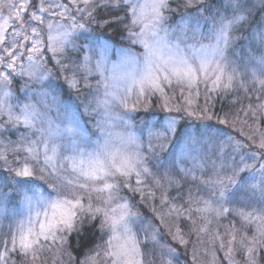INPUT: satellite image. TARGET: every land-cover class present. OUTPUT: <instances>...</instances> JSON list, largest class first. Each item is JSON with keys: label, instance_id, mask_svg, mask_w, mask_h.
I'll use <instances>...</instances> for the list:
<instances>
[{"label": "snow or ice", "instance_id": "6c2138e0", "mask_svg": "<svg viewBox=\"0 0 264 264\" xmlns=\"http://www.w3.org/2000/svg\"><path fill=\"white\" fill-rule=\"evenodd\" d=\"M180 2L186 9L198 13L195 17L197 26L191 29V35L187 27L179 32L165 27L168 17L164 13L171 12V0H153L150 5L139 6L135 0H104L103 3L101 0H23L20 4L14 0H0V11L6 7L19 9L14 17L9 15L0 20V102L11 95L5 90L11 84L9 77L29 75L39 81L47 80L51 76L47 64L55 60L61 71L71 73L65 76L62 87L77 93L82 87L86 93L84 108H92L94 86L88 82L93 71L90 66L92 57L85 55L81 61L77 54L72 59V52L68 50L73 49L77 53L82 50L74 43L73 34L87 32L86 25L93 23L96 28L92 31L124 25L121 31L129 32L130 45L127 48L114 51L104 42L90 51L97 56L96 71L105 68L110 52L125 63L137 66L141 74L140 96L149 91L154 95L166 88L177 87L182 93L185 90L189 92L186 102L191 106V93L195 90L198 97L200 84L205 85L208 93L231 90L236 86L239 75L234 68L229 71L230 61L225 54L230 47L232 33L243 27L242 22L253 17L254 10H264V0H223L221 7L225 14L219 18L211 15L203 3L197 5L193 0ZM145 7L151 8L152 15L140 32L133 31L144 20L142 9ZM138 8L141 11L138 12ZM129 10L133 17L130 25L125 23ZM119 12H124V17H120ZM209 18L215 42L210 46H197L199 21L207 22ZM256 37L259 46L264 48V24L257 30ZM137 44L144 49L140 54L131 51V46ZM65 60L68 63H64ZM20 61H27L26 70L16 73L15 67ZM259 64L261 75H264V53L259 57ZM256 83L264 91V79ZM254 89L255 84L249 91ZM247 111L250 119H261L264 117V103ZM3 112L4 109L0 108V115ZM7 115L8 120H0V162L10 174L14 172L15 177L21 178L15 181L17 186L12 190L20 194L27 215L10 222L7 231L0 226V264H16L17 261L19 264H40L44 253L57 246L61 255L68 256V264H72L73 258L67 249L71 247L73 234L83 236L85 224L99 231L100 242L90 249L94 255L86 256L78 264H97L100 259L104 264H145L150 233L153 249L158 247L161 257L171 255L173 249L157 240L158 230L151 223L142 229L145 241L141 244L138 232L134 233L131 227L140 216L132 211L129 200L120 195L125 189L134 194L132 199L139 193L142 200L154 199L159 191L162 204L169 206L168 219L165 220L164 216L159 219L169 224L173 239L181 243H187L184 240L186 234L208 232L214 219L225 215L239 218V227L231 223L222 233L218 225L213 233L214 241H219L221 248L227 246L228 254L233 251L243 253L245 264H264V207L257 215L242 208L223 207L225 191L230 184L245 187L241 184L245 179L242 173L256 170L264 177V163L256 169L255 163L248 162L264 161V133L248 137L250 140L258 138V143L256 151L247 152L244 151V143L222 128L189 134L179 157L168 161L165 166L160 153L178 135L177 121L172 118L157 129L149 130L148 144L144 147L142 140L130 134L108 132L102 142L94 141L78 123L53 128V121L47 118V114L36 111L30 104L22 105L19 115H14L10 109ZM227 115L225 119L217 117L221 125L227 123ZM38 123L46 126L37 127ZM21 124L25 130L19 140L8 139L4 143L9 129ZM97 127L103 128L99 123ZM37 132L39 136L33 139ZM57 137L62 143L54 142ZM153 138L158 143H153ZM189 144L193 150L210 149V155L216 157L211 164L212 174L206 179L195 175V169L203 172L205 164L197 163L193 168L180 166L184 160L193 158L190 151L185 150ZM9 154L13 157L11 161ZM55 156L59 158L54 160ZM161 168H164L163 175ZM181 180L193 182L189 184L186 199L179 206L170 204L181 193L171 197L168 189H179ZM45 186L46 190H42ZM122 200L124 202L120 203ZM100 217H103L101 223L95 225L94 221ZM198 222L203 226L198 227ZM254 222L256 228L249 236L247 233ZM185 227L189 229L188 233H184ZM173 228L175 232H172ZM162 264H171V261L162 260Z\"/></svg>", "mask_w": 264, "mask_h": 264}, {"label": "rangeland", "instance_id": "374dc122", "mask_svg": "<svg viewBox=\"0 0 264 264\" xmlns=\"http://www.w3.org/2000/svg\"><path fill=\"white\" fill-rule=\"evenodd\" d=\"M14 2L20 4L23 3V0H14ZM103 2L104 1L101 0V3ZM152 2L153 0H135V3L138 6L150 5ZM193 2L197 5L204 3L206 6L204 0H193ZM18 11V8H3V10L0 11V20L9 15L14 17ZM139 11L141 10L138 8V12ZM142 12L144 20L141 24L136 25L133 28V31L140 32L141 28L148 22L152 15L150 7L143 8ZM164 14L168 17L165 27L169 28L170 31L179 32L181 29L187 27L189 29L188 34L191 35V29H195L197 26V20L195 17L198 13L191 9H186L184 6L179 14L175 15L172 10L171 12H165ZM210 14L216 15L217 18H219V15H224L225 13L221 10L216 12L210 10ZM124 15L125 14H120L119 16L124 17ZM204 15H209V13H205ZM254 15L255 12H253V17ZM253 17L247 22H242L243 27H238L233 31L230 47L225 53L230 61L229 71L234 68L239 74L236 81V89H240V92L245 93V97H247L246 108L241 114L238 112V114L232 115L229 111H219L213 107L206 106L204 96H206L207 90L204 84H200L199 86L198 97L196 96L195 90L191 93V106L186 102V98L190 95L189 92L185 90L182 93L177 87L166 88L164 92H158L154 95L149 91L146 95L140 96L141 85L139 81L141 74L138 67L133 64L125 63L121 57L113 55L112 52L109 53L108 58L105 61V68L101 71H96L94 65L97 56L93 51H90V49L95 50L99 44L107 42L112 46L114 51H118L120 48L129 47L130 41L128 39L129 32L126 30L123 31L124 36L120 41H114V39H112V41L110 37L98 33L97 30L92 31L94 26H96L95 23H93L91 25H86V28L88 29L87 32L81 33L80 31H77L73 34L74 43L78 49H82L78 52L80 53V60L83 61L85 55H90L92 57L90 66L93 67V71L88 76V82L94 86L93 95L95 96V100L93 101L92 108L87 110L84 108L86 94L83 96V99L77 101L75 99V94L77 93L75 90H69L67 87H65L67 89L65 91L66 93L61 90V87L59 86L61 84L58 79L60 78V81L63 80L62 83L64 84L65 76H70L71 73L61 71V75H56L59 78H53L54 75H52L51 70L47 67V71L51 73V76L44 81H39L35 77H30L29 75H14L13 77H9L11 84L5 90L10 91L11 95L8 96L6 100L0 102V108L4 109L0 118L5 121L8 120L7 113L9 109L14 115H19L22 105L30 104L35 106L36 111L47 114V118L53 121V128L78 123L80 129L90 135L91 139L94 141L102 142L105 134L108 132H111L114 135L123 134L127 136L130 134L142 140L144 147H147L148 144L149 130L157 129L167 119L172 118L177 121L178 135L173 137L172 142L167 143L165 145V150L160 153V160L165 166H167L168 161L179 157L185 137L189 134L196 135L197 133H203L206 130L214 132L216 128H222L234 139H240L241 142H247L249 140V135L256 133L258 137L259 133H264V117L261 119H250V114L247 111L249 108L254 107L259 103H264V91L260 90L259 83H256V81L264 79V75H261L262 68L259 64V57L261 54H259L260 56L257 55L254 57L255 59H249L239 55L241 47L245 50H250L252 44H258L256 34L260 27L252 23ZM132 19L133 17L129 10L128 20L125 21V23L130 25ZM61 23H63V21H61ZM123 28L124 25H122V29ZM197 40L199 42L197 46H199V44L210 46L215 42L212 32L211 18H209L207 22L203 19L199 21ZM68 51L77 53L76 50L73 49H69ZM131 51L135 54H140L144 49L142 45L137 44L131 46ZM26 65L27 61L18 62L15 67V72L20 73L25 71ZM101 72L103 74H101ZM253 77H255V80ZM245 80H247V83H245ZM253 84H255V89L249 91V89L253 87ZM240 85H243V87H240ZM106 92L108 95H106ZM42 93H47V95H42ZM211 94H217V92ZM231 102H234V99H232ZM175 105L179 106L177 107ZM196 108L197 110H194ZM205 108L207 111H202V109ZM178 112H181L182 115L180 116L177 114ZM188 113H192V115H188ZM226 113L228 114L227 123L221 125L217 117H219V119H225ZM209 117H211V119H209ZM98 123L103 126L102 129L97 127ZM41 126L46 125L37 124V127ZM16 127L18 129L20 128L22 132L25 130L22 124ZM32 131L35 132V129ZM234 134H238V138H236ZM20 135L18 136L19 138ZM36 136H39L38 132L32 138L35 139ZM224 139H227V137H224ZM54 142L60 144L62 143V140L57 137L54 138ZM153 143H158V141L153 138ZM253 143L252 148H254V150L250 149L249 151L257 150L256 143H258V138L253 140ZM185 150L190 151L191 157L194 159L189 158L184 160V163L180 165L181 167L193 168L195 164L203 163L206 165L203 172L199 168H196L195 175L203 179L201 176L204 175L206 171L212 173L211 164L216 157L210 155V149L193 150V146L189 144ZM49 155H52V153L49 152ZM201 157H203V159H201ZM58 158V156H55L54 160H57ZM236 159H239V156H236ZM248 162L250 164L255 163L256 169H259L260 163H264V161L251 160ZM160 172L161 175H163L164 168H161ZM8 175L13 176L12 179L6 176L8 180H6L7 183L5 185L9 188L5 185H3L4 187H2V189L0 188V226H2L5 231H7L10 222L17 221L22 216L27 215V208L24 206L20 194L14 191L17 196L15 205L9 204L6 200L7 193L13 191L12 189L17 186L15 181L21 179L15 177L14 172L11 174L9 173ZM241 175L245 178L241 181V184L245 185V187H238L230 184L225 191L223 207L235 209L242 208L246 212H252L253 215H257L261 207H264V192H262V189H264V183H262L264 177H262L260 172L256 170L247 171ZM236 179L239 180V177ZM0 182L2 183L3 181L0 180ZM180 184L181 187L179 189L175 187L168 189L171 197H177V193H181L180 197H177L174 201H170V204L174 203L179 206L183 203V200L186 199L189 185L182 186V180L180 181ZM251 185H256V187L252 188ZM165 187H167V185H165ZM258 187H260L261 190L257 193L255 192V189ZM42 190H46V186L45 189ZM120 195L129 200V203L132 206V211L139 213L140 219L134 220L131 227L134 233L138 232V239L141 244L145 241L142 229L149 223L152 224L154 229L158 230L157 240L161 244L166 243L168 247H170L171 244L169 242L172 240L183 247H189L192 239L197 235L195 233L191 235L186 234L184 240L187 241V243H181L180 241L173 239L172 234L169 231V224L165 222V220L168 219L166 214L169 211V206L162 204L159 191L156 192V197L154 199L149 198L143 200L140 194L136 193L135 196H137V202H134L130 197V195L134 194L126 189L121 191ZM123 202V200L120 201V203ZM184 206L187 207L186 204ZM161 216H164L165 220L159 219ZM222 218L223 217L218 220L214 219L212 225L209 227V231L206 233H200V238L196 237V240L198 239L196 244H202V240L205 237H212L213 233L217 231L218 225L220 226L219 231L222 233L224 229L229 226V223L225 225L223 224ZM102 219L103 217L99 218V224ZM197 226L201 227L203 225L200 223ZM255 228L256 222L252 224L251 230L247 235L251 236L252 231L255 230ZM183 231L184 233H188L189 229L185 227ZM172 232H175V228L172 229ZM150 237L151 233L149 234L148 248L144 258L145 264H162V260H170L171 264L184 263V261L182 262L178 259L174 250L171 255L161 257L160 249L158 247L153 249ZM199 250L201 251L202 249L200 248ZM91 254H93V252H91ZM47 256L53 257L54 261H58L59 264H68V256L61 255L58 251V246L45 252L40 264H54L53 261V263H51L47 260ZM13 259L15 258L13 257ZM209 259L210 258H208V261ZM202 261V264H208L207 260ZM227 263L245 264L244 255L243 257L232 259ZM16 264H19V262L17 261Z\"/></svg>", "mask_w": 264, "mask_h": 264}, {"label": "trees", "instance_id": "16d2710c", "mask_svg": "<svg viewBox=\"0 0 264 264\" xmlns=\"http://www.w3.org/2000/svg\"><path fill=\"white\" fill-rule=\"evenodd\" d=\"M204 2L206 4V6L209 8V10H214L215 12L219 11V10L223 11V8L221 7L223 4V0H204ZM182 4L183 3H181L180 0H171L170 9L172 10V12L175 15L180 13V10L183 7ZM254 12H255V15L253 17L252 23L256 24L257 26H259L261 28V25L264 24V10L256 9V10H254ZM120 14H125V13L119 12L118 15H120ZM94 28H96V26H94ZM121 29H122V25L120 26V28H116L114 25L113 27H105L102 30H100V29H96V30L98 31V33H101L105 36L110 37L111 40L114 39V41L115 40L120 41L121 38H123V36H124V32H122ZM262 53H263V48L260 47L259 44L255 43V44L251 45L250 50H245L244 48L241 47L239 55L243 56V57H247L249 59H252V58L255 59L254 57H256L257 55L260 56L259 54H262ZM77 54L79 55L80 53L72 52V59H75ZM46 60H47V58H45V61ZM64 63H68V61L65 60ZM47 67L49 70H51L52 75H54L53 78H57L59 75H61L60 66L55 64V60H53L52 64H47ZM56 75H58V76H56ZM60 80L61 79L59 78L58 81L61 84L59 86L61 87V90H63V92H65L67 89L65 87H62V85H64L62 83L63 80L62 81H60ZM240 91L241 90L236 89L235 86L229 91L221 90V91L217 92V94H211V93H208L206 91V96H204L205 97L204 98L205 104H206V106L213 107L219 111H229L232 113V115L238 114V112L241 114V112H244V110L246 108L247 97H245V93L240 92ZM85 94L86 93H85L84 89L81 87L80 92L75 94V99L77 101L79 99H83L84 98L83 96ZM232 99H234V102H231ZM175 106H177V105H175ZM194 110H197V108ZM177 114H179L180 116L182 115L181 112H178ZM0 120H2V119L0 118ZM21 133H22V130L20 128L19 129L17 127L10 128L9 131L5 134L6 139H5L4 143H6L8 139H10L12 141L19 140L18 136ZM234 136L236 138H238V134H234ZM250 136H252V135H249V137ZM242 143L245 144L244 151H249L250 149L254 150V148H252L253 144H254L253 140L249 139L247 142L243 141ZM12 159H13L12 155L9 154V160L11 161ZM4 167L5 166L3 165V163L0 162V180L3 181L2 183L0 182V188L1 189H2V187H4L3 185H5L7 183L6 180H8V179L6 178V176L8 178H11V179L13 178V176L8 175L9 173L6 170V168H4ZM211 174L212 173H210L209 171H206L204 173V175H202L201 177H203V179H206L207 176H209ZM230 174H231V172L229 171V175ZM182 183H183L182 186H184L187 184L189 185L190 183H192V181L189 180L188 183H185L184 181H182ZM5 186H7V185H5ZM7 188H9V187L7 186ZM260 190H261L260 187H258L255 189V192L258 193V191H260ZM6 193H7V189H6ZM130 197L132 199L133 195H130ZM136 197L137 196H135V198L132 199L134 202H137ZM16 198H17V196L14 193V191H10L9 193H7L6 200L9 204L15 205ZM158 201H160V200H158ZM238 220H239L238 218H234L233 216H225L222 218L224 225L228 224V223L231 224V223L236 222L237 227H239V223H237ZM94 224L99 225V219L94 221ZM199 224H200V222H198V225ZM195 234H197V235L192 239V242L189 244V247L188 246L183 247L182 245H179L177 242H175L173 240L172 241L170 240L171 242H169L171 244L170 248L174 250L178 259H180L182 262L184 261V263H186V264H202L203 263L202 260L208 261V258H210L208 261V264H228L227 262L231 261L232 259L243 257V253L238 254L235 251H233L231 254H228L227 246L221 248L220 242L214 241L213 236L212 237H205L202 240L203 243L200 245L196 244V242L198 240V239L196 240V237H199L200 233H195ZM99 237H100L99 231H97L93 228H89L87 226V224H85V231H84L82 237L79 235L73 234V236L71 238L72 239L71 247H69L67 249V252L70 253L72 258H73V264H78L79 261H83L86 256L94 255V253L91 254L90 249H92L97 243L100 242ZM77 242L80 245L79 248H77ZM200 248L202 249L201 251L199 250ZM47 258H48L47 260L49 262H51V263L54 262V264H59L58 261H54L53 257L47 256ZM97 264H103V260H99L97 262Z\"/></svg>", "mask_w": 264, "mask_h": 264}]
</instances>
